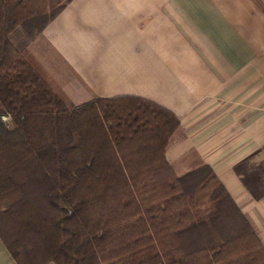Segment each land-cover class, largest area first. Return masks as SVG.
Returning <instances> with one entry per match:
<instances>
[{
	"label": "trees",
	"instance_id": "obj_1",
	"mask_svg": "<svg viewBox=\"0 0 264 264\" xmlns=\"http://www.w3.org/2000/svg\"><path fill=\"white\" fill-rule=\"evenodd\" d=\"M71 0H0V218L17 264H264L208 165L177 177L179 121L138 98L73 106L24 48ZM7 118L8 122H4ZM8 123L10 125H8ZM11 126V127H10Z\"/></svg>",
	"mask_w": 264,
	"mask_h": 264
},
{
	"label": "crops",
	"instance_id": "obj_2",
	"mask_svg": "<svg viewBox=\"0 0 264 264\" xmlns=\"http://www.w3.org/2000/svg\"><path fill=\"white\" fill-rule=\"evenodd\" d=\"M26 51L73 106L138 98L171 112L173 173L208 165L264 247V0H71ZM261 74L262 101L215 99ZM0 264H17L1 238Z\"/></svg>",
	"mask_w": 264,
	"mask_h": 264
},
{
	"label": "rangeland",
	"instance_id": "obj_3",
	"mask_svg": "<svg viewBox=\"0 0 264 264\" xmlns=\"http://www.w3.org/2000/svg\"><path fill=\"white\" fill-rule=\"evenodd\" d=\"M9 40L14 47L16 48L22 47L24 49H26L28 44L31 42V41L28 42L26 40L25 34L23 33L21 29H18L16 32L12 33L9 37ZM249 78H250V85H251L249 92L247 91L242 92V90L246 87L247 82H246V78H242L240 76V77L235 78L234 85L233 86L231 85L229 87V90L227 91L221 90L218 94H216L215 99H219L220 102H226L227 99L228 101H232V99H234L235 102H237L239 98L241 99L243 96H245V98L247 97L248 100H250V102H258L259 96L261 95V101H262V90H258L259 87L262 88V74L261 75H251L249 76ZM3 121L8 122L7 118H3ZM8 125L10 124L8 123ZM0 233L3 235L4 240L9 244L16 239L24 240L22 236L17 234V232L15 231V228L7 221L5 217L0 218Z\"/></svg>",
	"mask_w": 264,
	"mask_h": 264
}]
</instances>
